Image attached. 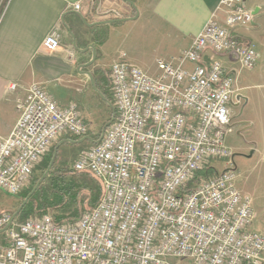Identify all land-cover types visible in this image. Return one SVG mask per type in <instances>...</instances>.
<instances>
[{"label":"built area","instance_id":"1","mask_svg":"<svg viewBox=\"0 0 264 264\" xmlns=\"http://www.w3.org/2000/svg\"><path fill=\"white\" fill-rule=\"evenodd\" d=\"M253 19L243 0H220L183 53L190 68L159 58L150 74L123 53L110 67L111 122L73 164L99 180L100 201L73 220L0 211V264H264V233L254 229L256 211L226 141L238 76L205 60L210 50L255 68L260 53L239 32ZM61 45L53 31L42 47ZM17 109L11 133L0 135V190L10 195L28 188L62 136L90 131L75 101L60 105L39 84ZM209 168L216 174L203 175Z\"/></svg>","mask_w":264,"mask_h":264},{"label":"crops","instance_id":"2","mask_svg":"<svg viewBox=\"0 0 264 264\" xmlns=\"http://www.w3.org/2000/svg\"><path fill=\"white\" fill-rule=\"evenodd\" d=\"M243 1L254 13V19L239 32L255 44L260 53L258 65L244 68L235 56L210 50L205 60L219 59L238 76L237 95L231 104L232 122L248 108L255 110L264 128V0ZM133 2L135 9L124 0H10L0 19V135L11 133L19 117L17 103L32 84L45 88L60 105L75 101L94 134L107 117V106L112 112L113 108L109 102H103L104 98L85 73L89 68L110 69L123 53L142 68H155L152 74L158 73L159 58L192 67V63L182 62L183 53L209 22L220 0ZM76 4L81 5L80 10L75 9ZM219 15L224 16L221 12ZM119 17L128 20L91 25ZM97 26L108 29L103 44L95 42L92 28ZM53 31L61 34L62 45L57 51L47 52L42 47L43 41ZM151 43L161 56L143 62L138 53ZM93 46L97 48V60L87 66L93 57ZM108 58L111 59L109 66ZM246 69L249 72L243 74ZM12 83L18 84L15 91L9 90ZM81 139L62 136L56 142L57 155L59 152L66 154V159L76 158L81 147L94 143Z\"/></svg>","mask_w":264,"mask_h":264},{"label":"rangeland","instance_id":"3","mask_svg":"<svg viewBox=\"0 0 264 264\" xmlns=\"http://www.w3.org/2000/svg\"><path fill=\"white\" fill-rule=\"evenodd\" d=\"M148 45L149 46L146 48V50H142L138 53V55H140L143 62H149L161 56V53L153 46V43ZM106 61H107L106 62L107 66H109L111 63L110 62L111 59L108 58ZM101 69L103 70V75L98 74V81L99 79L105 78L109 83L110 81L109 68H89V70L94 74V80H95V72ZM143 69L148 73L152 74L155 68H143ZM248 72L249 70L246 69L243 71V74H246ZM109 93H111L112 95L111 89H109ZM103 102L106 103L105 101ZM107 110H108L107 117L98 126L96 132L93 134L95 139L101 137V135L104 132L103 130L106 123L109 122L112 117L111 107L107 106ZM233 125L235 127V132H232L230 135H228L226 141L227 144L233 146L235 150V151L233 150L234 153L236 154L235 163L237 166V172L239 173V177L237 178V184L244 192H247L252 199L253 206L257 214L256 222L254 224V229L264 233V128L260 124L259 118L256 115L255 110H248V108L243 109L242 116L238 119H235V121H233ZM56 145L57 144L54 143L50 151H52L54 146ZM91 145L92 144L90 143L89 144L86 143V145L81 147V149L89 147ZM65 156L66 154L63 153L60 154L58 152V155L55 158L52 168L68 165L69 168L72 169L74 161L76 160L77 157L75 158L69 156L68 157L69 159H66L64 158ZM42 161L36 168L33 175V179L29 184L28 188L37 186L41 178L45 175L47 168H44V166L42 165ZM216 167L218 169H224V164L216 163ZM52 168L51 170H53ZM51 170L44 177L40 185H49L51 183V180L54 178ZM68 179H70V177ZM74 183L79 188L82 186L94 188L97 182L94 178L88 175L87 172H80L79 174L76 175ZM23 192L17 195H10L0 190V211H9L13 214L16 213L25 200ZM73 210H74V206H71L64 211L55 209V210H50L49 213H52L54 216H60L63 214L68 215ZM39 214L41 213L35 212L32 213L30 216L39 215ZM17 217H19L20 220H24L28 216L23 217L22 214H19Z\"/></svg>","mask_w":264,"mask_h":264},{"label":"trees","instance_id":"4","mask_svg":"<svg viewBox=\"0 0 264 264\" xmlns=\"http://www.w3.org/2000/svg\"><path fill=\"white\" fill-rule=\"evenodd\" d=\"M10 0H0V19L8 5ZM125 2L129 3V1L133 2V0H124ZM134 3V2H133ZM130 4V3H129ZM134 9L135 6L130 4ZM133 9V10H134ZM136 12V11H135ZM93 34L95 37V42L97 44H103L107 37H108V29L104 28V26H97L93 27ZM98 74L103 75V70H97L95 72V83L96 89L102 92L105 96L104 101L112 103V95L109 93V89L111 88L110 81L109 83L104 78L99 79L98 81ZM86 136H91L93 141H97L95 139L92 132ZM85 137V136H84ZM72 139H81L83 137H71ZM55 151H57V147L54 146L53 150L49 152V154L43 159L42 165L44 168L49 167ZM51 172L53 173V179L49 185H39L35 189V187H30L23 190V195L25 199L31 194L29 201L23 206L20 211L23 217L30 216L32 213L39 212L49 213L50 210H66L71 206H74V210L70 212L68 215H60L55 216L57 220H73L79 217L85 210L90 209L91 207L95 206L101 199L103 195V189L99 182V180L92 174L88 173L92 178L96 180V186L94 188L82 186L77 187L74 183L75 177L80 172H76L73 168H69L68 165L58 166L52 168ZM216 170L209 168L203 175H213L216 174ZM70 177V179H68ZM35 189V191H33Z\"/></svg>","mask_w":264,"mask_h":264},{"label":"water","instance_id":"5","mask_svg":"<svg viewBox=\"0 0 264 264\" xmlns=\"http://www.w3.org/2000/svg\"><path fill=\"white\" fill-rule=\"evenodd\" d=\"M130 4L134 5L133 2L129 1ZM128 20V18H118V19H110V20H102V21H99L97 22L96 24H91L92 26L93 25H102V24H112V23H117V22H122V21H126ZM97 60V48L95 46H93V57L92 59L90 60V62L87 64V66H91L95 61ZM87 75L90 76L91 78V81L93 83V86L96 88L95 86V80H94V75L91 71H86L85 72ZM99 94L101 95L102 98H105L104 94L102 92H100L98 90ZM239 99V97H237V100ZM109 104L112 106L113 108V104L111 102H109ZM114 110V108H113ZM111 120L109 122L106 123L105 127H104V130L106 129V127L110 124ZM103 130V131H104ZM102 136V135H101ZM101 139V137L97 140V141H93L92 137L91 136H85L84 138H82L81 140L82 141H85V140H91L92 142L96 143L98 142L99 140ZM57 156V151H55V154H54V157L45 173V175L41 178V180L39 181V184L37 186H35V189L37 187H39L40 183L43 181L44 177L49 173V171L51 170L53 164H54V161H55V158ZM35 189L33 191H35ZM33 193V192H32ZM31 193V194H32ZM31 194L24 200V202L22 203V205L20 206V208L18 209V211L16 212V215L20 213L21 209L23 208V206L29 201V198L31 196Z\"/></svg>","mask_w":264,"mask_h":264}]
</instances>
